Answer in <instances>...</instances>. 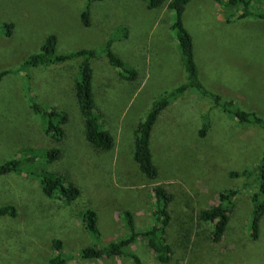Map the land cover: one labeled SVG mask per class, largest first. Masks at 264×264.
I'll use <instances>...</instances> for the list:
<instances>
[{
  "label": "rangeland",
  "instance_id": "374dc122",
  "mask_svg": "<svg viewBox=\"0 0 264 264\" xmlns=\"http://www.w3.org/2000/svg\"><path fill=\"white\" fill-rule=\"evenodd\" d=\"M89 0H0V165L19 159L23 171L0 176V207L17 209L16 217L0 216V264H46L57 255L60 240L65 264H133L129 257L84 259L85 246L107 245L129 232L124 211L133 213L138 239L128 248L144 264H264V214L257 240H251L252 196L258 188L256 165L264 152V129L240 124L211 98L196 89L179 96L160 113L151 149L159 182H150L133 159L137 124L153 103L187 82L180 48L172 29L174 13L167 2L159 8L147 0H91L90 24L81 14ZM253 8L264 0H252ZM239 7L226 0H191L183 23L193 39L194 57L204 87L244 110L264 118V19H237ZM12 24L7 36L4 25ZM56 52H97L91 59L93 95L103 128L114 138L108 151L94 149L84 136V118L76 99L83 57L52 65H25L40 52L49 35ZM111 49L139 79L124 80L105 52ZM31 100L65 111L62 140L48 136L44 119ZM209 123L205 136L199 130ZM32 147L35 161L25 148ZM58 148L48 161L47 150ZM237 171L239 175H231ZM61 176L79 187L66 201L47 196L41 179ZM172 194L166 237L172 248L160 263L147 248L143 232L152 224V187ZM234 189L233 210L219 242L210 239L211 223L201 210L219 203V194ZM98 214L99 234L85 229L83 214ZM76 255V256H75Z\"/></svg>",
  "mask_w": 264,
  "mask_h": 264
},
{
  "label": "trees",
  "instance_id": "16d2710c",
  "mask_svg": "<svg viewBox=\"0 0 264 264\" xmlns=\"http://www.w3.org/2000/svg\"><path fill=\"white\" fill-rule=\"evenodd\" d=\"M191 0H169L167 3L168 9L174 13V21L172 29L175 31V36L183 60V65L187 74V82L176 87L170 92H167L160 99L156 100L151 109L146 114L145 118L137 124L134 137V152L133 159L137 164L140 172L150 181L159 182V169L154 162V156L151 149V139L155 123L158 120L160 113L179 96L188 92L189 89H196L200 94L208 96L212 99L214 105L221 107L235 121L240 124H253L264 129V118L259 116L253 110H244L237 106L235 102L225 100L220 95L208 91L201 82L199 70L196 65L193 39L183 23V15L187 4ZM221 1V0H218ZM148 6L159 8L162 7L167 0H147ZM228 7H241L239 13L235 16L237 19L246 17H255L264 19V7L253 8L252 0H226ZM90 9L91 0L87 2L81 14L82 22L86 25L90 24ZM5 33L10 36L12 33V24L4 25ZM57 37L51 34L43 44L41 51L30 56L25 65L39 66L52 65L71 59L75 56L83 57V61L79 66V80L76 83V99L79 104V109L84 118V136L90 145L101 151H108L114 146V138L103 128L100 123L96 104L93 95V70L91 59L96 57L97 52L89 49H81L75 52L66 54H58L56 52ZM109 62L118 67L120 75L124 80L134 82L139 79L138 71L135 68L126 67L125 62L118 57L111 49V43L106 46L105 52ZM11 70L0 71V80ZM31 107L37 113L41 114L44 119L45 128L43 131L48 136L62 140L65 135L64 125L68 121V116L65 111H61L57 106L45 107L44 105L31 100ZM209 123L207 120L203 127L199 130L200 136H205ZM30 152V156L26 158L29 163L35 161L36 154L32 147L25 148ZM61 155V150L51 148L47 150L48 161L58 159ZM259 170L257 173L258 188L252 196L253 205L251 210L250 234L251 240H257L260 234V222L264 214V152L260 162L256 165ZM23 171L21 161L19 159H11L0 165V176L12 172L21 173ZM230 174L239 175L237 171H231ZM43 192L47 196H53L58 193L66 201L75 200L80 195L78 186L67 183L61 176L52 174L43 175L42 179ZM154 210L152 214V225L143 232L146 238L147 248L154 254L155 258L160 263H168L171 259L172 248L166 237V229L171 221V213L169 205L173 200V194L163 185L157 184L152 187ZM237 193L234 189H225L219 194V203L200 211L199 217L202 221L211 223L210 239L213 242H219L227 230L228 223L233 210V197ZM10 215L15 217L17 209L14 205L7 204L0 207V216ZM125 222L128 227V234L116 240L111 241L107 245H92L83 247L77 254L84 259H102L120 256L123 258L129 257L133 260V264H144L142 259L128 248L130 244L138 239L136 222L132 212L124 211ZM83 222L85 229L89 232L98 235V214L94 209H88L83 214ZM53 247L58 251L57 255L50 258L46 264H65L67 259L60 251L62 242L53 240ZM76 256V255H75Z\"/></svg>",
  "mask_w": 264,
  "mask_h": 264
},
{
  "label": "crops",
  "instance_id": "0c3cea01",
  "mask_svg": "<svg viewBox=\"0 0 264 264\" xmlns=\"http://www.w3.org/2000/svg\"><path fill=\"white\" fill-rule=\"evenodd\" d=\"M11 217H12V216H11ZM15 217H16V216H15ZM15 217H14V218H15Z\"/></svg>",
  "mask_w": 264,
  "mask_h": 264
}]
</instances>
